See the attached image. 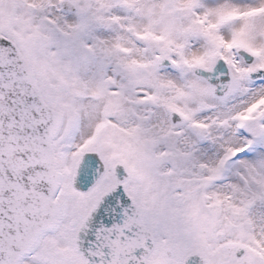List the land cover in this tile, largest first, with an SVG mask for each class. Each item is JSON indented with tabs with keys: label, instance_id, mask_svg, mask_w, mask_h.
Returning a JSON list of instances; mask_svg holds the SVG:
<instances>
[{
	"label": "snow or ice",
	"instance_id": "6c2138e0",
	"mask_svg": "<svg viewBox=\"0 0 264 264\" xmlns=\"http://www.w3.org/2000/svg\"><path fill=\"white\" fill-rule=\"evenodd\" d=\"M0 264H264V0H0Z\"/></svg>",
	"mask_w": 264,
	"mask_h": 264
}]
</instances>
